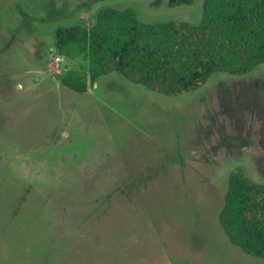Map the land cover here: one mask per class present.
<instances>
[{
  "label": "rangeland",
  "instance_id": "374dc122",
  "mask_svg": "<svg viewBox=\"0 0 264 264\" xmlns=\"http://www.w3.org/2000/svg\"><path fill=\"white\" fill-rule=\"evenodd\" d=\"M204 0H0V264H264L226 237L230 173L264 184V64L166 97L86 70L59 26L100 9L199 24Z\"/></svg>",
  "mask_w": 264,
  "mask_h": 264
},
{
  "label": "trees",
  "instance_id": "16d2710c",
  "mask_svg": "<svg viewBox=\"0 0 264 264\" xmlns=\"http://www.w3.org/2000/svg\"><path fill=\"white\" fill-rule=\"evenodd\" d=\"M55 48L84 56L86 70L58 77L67 89L88 92L110 74L151 92L179 97L217 74L245 77L264 64V0H204L199 24L147 23L132 8L100 9L94 24L59 26ZM219 223L229 242L264 260V184L240 166L230 173Z\"/></svg>",
  "mask_w": 264,
  "mask_h": 264
}]
</instances>
